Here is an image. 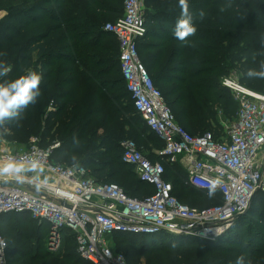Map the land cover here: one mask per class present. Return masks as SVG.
Instances as JSON below:
<instances>
[{"label":"trees","instance_id":"16d2710c","mask_svg":"<svg viewBox=\"0 0 264 264\" xmlns=\"http://www.w3.org/2000/svg\"><path fill=\"white\" fill-rule=\"evenodd\" d=\"M145 4L148 33L139 43L141 62L180 126L192 136L212 130L216 138L222 137L219 115L235 121L238 111L222 79L237 72L240 83L264 94V79L249 80L244 75L256 66L252 53L259 51L264 41V0H189L193 15L201 9L208 15L198 23L197 33L188 43L173 35L180 15L177 0H145ZM0 11L5 12L0 20V52H8L12 65L8 78L18 74L21 63L43 75L41 97L24 110L22 120L7 125L9 139L25 144L38 135L43 148L59 144L52 154L53 163L72 166L76 156L78 168L88 169L98 183L116 185L133 198L153 194L154 188L122 160V143L127 140L135 142L153 163L161 160L151 158L153 151L164 148L137 114L123 79L119 43L105 31L108 23L123 16L124 1L0 0ZM145 52L149 54L144 56ZM162 162L164 179L172 183L173 195L181 203L190 195L207 198L206 192L187 184V172L180 163ZM209 201L216 206L223 198L216 192ZM251 204L215 242L122 236L138 250L135 258L144 257L147 264H235L240 255L252 259L253 264H264V209ZM254 215L259 221L248 222L243 228ZM19 220L37 223L22 214L3 215L0 229L4 238V224L14 225ZM37 224L28 234L24 228L12 227L15 232L13 240H8V264H92L79 255L72 231L65 232L59 253L45 250L42 240L48 238V232ZM114 249L126 258L120 247Z\"/></svg>","mask_w":264,"mask_h":264},{"label":"built area","instance_id":"2783aa9c","mask_svg":"<svg viewBox=\"0 0 264 264\" xmlns=\"http://www.w3.org/2000/svg\"><path fill=\"white\" fill-rule=\"evenodd\" d=\"M105 31L113 34L120 49V65L137 114L164 143L159 158L181 163L187 184L208 192L209 182L222 181L217 189L223 202L205 209L181 203L173 185L164 179L162 161L151 162L133 141L122 143V160L154 193L142 199L129 197L113 184L98 183L86 168L52 162L58 143L41 147L34 138L23 150L0 149V168L14 165L19 173L0 175V219L22 214L48 230L50 251H58L66 231L77 240L79 255L92 264H127L116 253L114 234L139 237H175L217 241L233 225L236 215L248 211L260 191L264 173V94L244 86L233 76L221 84L238 104L237 116L224 135L192 136L176 120L162 92L140 60L139 43L148 33L142 0H124V14ZM1 145L5 146L6 139ZM7 183V184H6ZM7 243L0 229V264L7 263Z\"/></svg>","mask_w":264,"mask_h":264},{"label":"clouds","instance_id":"9594fccd","mask_svg":"<svg viewBox=\"0 0 264 264\" xmlns=\"http://www.w3.org/2000/svg\"><path fill=\"white\" fill-rule=\"evenodd\" d=\"M177 7L180 9V15L175 22L173 35L177 40L188 43V38L196 35L198 23H202L208 14L201 9L193 15L189 0H177ZM220 10L225 9L221 6ZM251 59L256 66L248 68L244 75L249 80L264 79V41L261 42V49L252 53ZM11 71L12 65L8 61V52H0V135L7 133L8 124L22 120L24 110L35 105L41 97L40 85L43 79L41 72L25 63L20 64L15 77L8 78ZM71 164L73 167H79L80 162L76 156L72 157ZM21 171L23 169L9 164L0 168V175ZM221 183L219 179L209 182L208 199L215 197ZM235 264H253V261L240 255L236 258Z\"/></svg>","mask_w":264,"mask_h":264},{"label":"rangeland","instance_id":"374dc122","mask_svg":"<svg viewBox=\"0 0 264 264\" xmlns=\"http://www.w3.org/2000/svg\"><path fill=\"white\" fill-rule=\"evenodd\" d=\"M142 1L144 3V7L146 9V6L147 5L145 4V0H142ZM3 16H5V12L4 11H0V20L2 19ZM148 54H149L148 52H145L144 56H147ZM237 75H238L237 72H235L234 74H231L230 76H233L236 79H238ZM219 119H220V121L222 123H224V125H226L228 127H230L231 124H233V122H234V120L230 121L226 117H223L221 115H219ZM205 132H212V130H207ZM10 135H11V130H9V129H8V131H7L6 134L0 135V145L3 144L2 143V140L3 139H6V144H5V147L6 148L5 149L7 151H11V152L12 151H17V150H23V149L27 148L29 146V144L31 143V141L34 138L38 137V135H35L33 137H30L29 140H28V142L25 143V144H23V143H18L17 141L10 140L9 139V136ZM162 149L163 148L158 149V150H154L153 151L154 156L152 155L151 158L154 159V160H156V161H158L157 158L159 157V153L161 152ZM145 156L149 158L148 155H145ZM160 161H162V160H160ZM70 167H73V166H70ZM188 200H185L182 203H184L185 205H188L189 207H192V208H201V207L202 208H207V207L214 206L216 204V202H214V201H209L208 198H202V199H200V198H197V197H194V196H191V195H190V197L188 196ZM254 200H253V202L257 205V208L258 209H264V173H263V180H262V183H261L260 191H258L257 194H255ZM246 221L247 222L244 225L245 227H243V228H246L248 222H252V223L258 222L259 221V217L257 215L249 216ZM13 226L14 227H19V228H24L25 229V234H28V232L30 230H34L35 228H37L38 227V224L37 223H23L20 220L17 223H15L14 225L4 224V226H3V233L5 235V238L7 239V240L5 239L6 240V243H7V246H8V240L10 242L13 240V234L15 232L12 229ZM46 230L48 232L49 228L46 227ZM122 235L123 234L112 236L110 238V242L112 243L113 246L120 247V249L122 250V253L125 254V256H126L125 259H127V263L128 264H147V261H146V259H144V257L135 258V254H136V252L138 250H136V248H134L132 246V244H130L129 241L127 242L125 239H123V236ZM164 235L165 236H160V238L162 237V239H160L159 237L158 238L160 240H165L167 242L176 240L174 237L170 236L169 234H164ZM125 238H127V237H125ZM158 238H156V239L158 240ZM25 239L27 240V237H24V240ZM142 239H143V237H142ZM34 240H35V238H34ZM42 244L44 245L45 250H47L48 252H51V253H59V251L62 248L63 242L61 243L60 249L58 251H54V252L50 251V249H49L48 238H44V241L42 240ZM11 245L12 246H16V243H13L12 242ZM143 245H146V243L140 244V247L137 246L138 249L141 250L142 249L141 246H143ZM6 256H7V253H6Z\"/></svg>","mask_w":264,"mask_h":264},{"label":"water","instance_id":"95a60500","mask_svg":"<svg viewBox=\"0 0 264 264\" xmlns=\"http://www.w3.org/2000/svg\"><path fill=\"white\" fill-rule=\"evenodd\" d=\"M6 184H7V183H6ZM246 213H247V211L244 212V213H241V214L236 215V217L234 218V220L237 219V218H240L241 216H243V215L246 214ZM234 220H233V222H234Z\"/></svg>","mask_w":264,"mask_h":264},{"label":"crops","instance_id":"0c3cea01","mask_svg":"<svg viewBox=\"0 0 264 264\" xmlns=\"http://www.w3.org/2000/svg\"><path fill=\"white\" fill-rule=\"evenodd\" d=\"M3 17H4V16H3ZM3 17H2V18H3ZM1 146H2V147H1ZM5 148H6L5 146L0 145V149H5ZM180 165L183 167V164L180 163ZM183 168H184V167H183Z\"/></svg>","mask_w":264,"mask_h":264}]
</instances>
